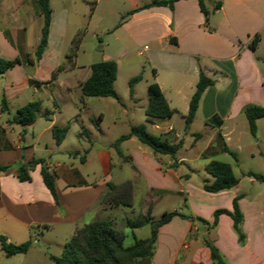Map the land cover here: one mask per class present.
<instances>
[{
    "label": "crops",
    "instance_id": "obj_1",
    "mask_svg": "<svg viewBox=\"0 0 264 264\" xmlns=\"http://www.w3.org/2000/svg\"><path fill=\"white\" fill-rule=\"evenodd\" d=\"M80 1L86 7L83 13L90 12L93 17L98 2ZM152 1L125 0L128 10L114 29L120 34L113 55L106 53V47L98 46V60L83 65L79 62V55L86 54L83 40L71 53L81 27L78 22H71L68 0H48L51 12L46 46L38 59L35 52L43 24L38 0H0V59L20 61L0 74V167H6L0 172V234L12 244H21L38 233L71 237L76 229L96 220H108L117 229L119 219L129 227V222L141 216L158 220L164 213H176L159 227L150 264H213L206 241L217 249L224 264H264V184L248 175L257 174L252 169H240L238 160L234 165L224 161L227 156L242 155L249 164L254 153L248 149L264 145V116L255 121V134L251 135L244 115L247 106L264 108V75L259 66V60L264 63V56L256 57L264 39V0H206L210 8L204 0L206 19L197 0H179L172 7L151 6ZM76 14L77 10L74 17ZM255 37L258 42L253 50ZM132 55L144 56L173 115L151 123L144 109V122L129 125L123 135L131 127L143 125L148 133L178 145L172 156L155 154L135 137L120 142L117 150L114 143L123 135L106 145H95L98 135L93 131L99 130L98 123L104 121L101 107L112 102H76V119L82 112L97 115V120L93 115L86 117L93 124V131L82 126L81 136L73 133L69 123L58 122L55 112L66 106L64 102H53L52 110L42 108L40 102L34 122L28 126H20L12 117L2 115L37 101L35 97L52 86L80 89L92 64L111 60L118 71L120 63L127 62ZM200 72L213 84L201 94L194 118L186 125L189 100ZM164 87L169 90L168 96ZM175 112L182 117V125H176ZM193 124L199 126L195 132L191 130ZM53 126H67L59 144L55 142ZM184 133L194 138L189 150L178 156L184 147ZM70 135L74 140L67 142ZM198 142L202 145L196 155L187 157L186 153L195 149ZM81 154L77 163L75 159ZM199 160L202 162L198 168L187 166ZM211 160L229 164L237 185L216 193L204 191L203 182L213 180L204 168ZM32 161L36 163L28 171L30 180L20 182L19 166ZM42 169L55 176L56 200L43 183ZM197 169L210 179L203 175V179L194 182L192 176ZM126 174L129 178L122 179ZM127 181L133 186L130 207L101 203L108 191L107 184ZM137 187L144 197L137 219L130 221L127 216L135 214L132 209ZM170 195H185L186 211L174 209L154 219L153 205ZM234 199L242 215V244L228 215H218L212 226L214 212H231ZM198 218L206 224L198 222ZM145 225L149 224L132 230ZM0 253L10 258L1 247Z\"/></svg>",
    "mask_w": 264,
    "mask_h": 264
},
{
    "label": "trees",
    "instance_id": "obj_2",
    "mask_svg": "<svg viewBox=\"0 0 264 264\" xmlns=\"http://www.w3.org/2000/svg\"><path fill=\"white\" fill-rule=\"evenodd\" d=\"M179 0H153L151 6H169ZM41 6V16L43 20L40 40L36 48L35 57L38 59L45 49L50 7L48 0H38ZM200 12L205 19L208 16V11L205 8L204 0H197ZM258 42V37H255L251 44V49H255ZM80 37L75 38L72 47V54H74L79 46ZM16 63H20L19 59L15 60H1L0 59V74L11 68ZM117 74V64L114 61H101L90 66V75L81 84L80 91L82 97H110L117 99L114 90V81ZM139 76L130 80L132 84L138 80ZM213 81L206 77L202 72L199 73L198 82L195 91L189 100L188 112L185 116L186 125L190 124L194 118L198 101L201 94L208 86H211ZM148 104L145 108V116L148 122L154 123L159 120L168 119L173 115V111L169 108L164 99L159 86L156 83H151L147 86ZM40 108V101L28 102L26 105L17 109L12 121L20 126L31 125L37 112ZM4 111V108H1ZM244 115L248 121L249 132L251 135L255 134V121L264 116V108L257 106H247L244 108ZM45 117L47 114L45 113ZM53 136L55 142L59 144L66 131L67 126L58 127L53 126ZM135 137L142 144L151 148L155 154L160 155H174L178 149L177 144H169L166 139L160 136H155L148 133L143 125L131 127L128 134L119 137L114 147L118 150V145L123 140ZM225 148H223L224 150ZM35 161L19 166L17 178L20 182H28L30 180L28 171L33 167ZM205 171L213 178L211 183L204 181L202 188L209 193H216L223 190H228L237 185L238 180L235 177L232 167L224 162L211 160L205 166ZM6 170V167H0V172ZM250 177L260 181L264 184V178L261 175L250 173ZM43 183L51 196L56 200V193L54 189L55 176L45 169L41 170ZM108 191L102 197L101 203L110 204L113 206L130 207L133 203V186L131 182L127 181L119 185L107 184ZM220 214L228 215L232 220L233 230L237 234L238 242L240 244L244 241V235L241 232L240 225L242 215L237 206V199L233 200L232 211L217 210L213 215L212 226L216 224V218ZM176 213H164L158 220H153L149 215L141 216L137 221L130 223L131 229L141 227L148 223L150 226V236L146 239H135L130 246H124V234L122 231L113 227L108 220H96L75 230L70 239L64 244L61 255L50 256L55 264H150L157 238V231L159 227L167 223ZM198 222L206 224L202 219H197ZM31 239L21 243L12 244L7 241L4 235L0 234L1 251L6 257H11L17 254H26L31 247ZM210 251V257L213 264H224L217 249L208 241L205 242Z\"/></svg>",
    "mask_w": 264,
    "mask_h": 264
},
{
    "label": "rangeland",
    "instance_id": "obj_3",
    "mask_svg": "<svg viewBox=\"0 0 264 264\" xmlns=\"http://www.w3.org/2000/svg\"><path fill=\"white\" fill-rule=\"evenodd\" d=\"M69 6L71 9V22L76 21L80 24V31L77 37H80V41L83 42L84 47L83 51L86 54H90V58L83 53L79 55V62L83 65L89 63V61H97L100 53L98 51V46L106 47V53L113 55L114 48L119 42L118 35L120 31H115L114 29L117 25L122 23V17L125 16V13L128 10V4L125 0H88V3L93 4L95 1L98 2V9L93 17L90 16V12L85 11V5L81 3L80 0H68ZM90 1V2H89ZM144 2L146 0H139ZM207 8H210L208 5L209 2L206 1ZM90 6V4H86ZM82 8V9H81ZM78 11V15L74 17V11ZM87 11V10H86ZM73 24V23H72ZM71 28V27H70ZM69 28V29H70ZM71 33V30L70 32ZM70 35V34H69ZM76 37V38H77ZM264 37V33H263ZM134 46V45H133ZM133 49V47L131 46ZM264 56V39L263 43L259 46L258 51L256 52L257 59H261ZM259 66L264 75V63L259 60ZM139 76V79L134 81L132 84L130 80L134 77ZM162 77L159 75V79ZM162 79V78H161ZM151 83H154V77L151 67L146 62L144 56L139 57L132 55L127 62L120 63L119 70L116 74V79L114 81V90L117 95V99L110 97H82L81 91L77 87H71L69 89L63 87H51L50 89L44 90L39 97H35V100L42 102V108L54 109V103L62 105L66 103V106H63L62 109H56V115L58 116V122L69 123L74 134L82 135V126L86 129L92 130L91 123L87 122L86 117L92 116L97 120V115L95 112H82L81 117L76 119L77 108L76 102H112L111 105H103L101 110L104 114V121L102 124H99V130L93 131L98 135L97 139L94 141L95 145H106L109 142H114L117 137L125 134L129 125H137L138 123L144 122V109L148 104L147 96V86ZM164 93L166 96L169 94L168 88L164 87ZM81 107V106H80ZM179 111L182 109L179 106ZM60 110V111H59ZM15 114L14 111L2 113L4 117H13ZM174 119L176 125H182V117L179 113H174ZM112 118H115L116 122L112 123ZM12 120V119H11ZM68 120V122H66ZM96 122V121H95ZM192 131H197L199 126L193 124ZM83 141L85 140L82 136ZM194 136L189 133L183 134L184 147L179 150L178 156L183 155L185 150H189V145L192 143ZM74 140V136L70 135L67 142ZM202 145V142H198L195 149L190 150L186 153L187 157H194L196 155L197 148ZM262 147V148H261ZM263 149V150H260ZM254 153V158L248 163L243 161V156H227L224 161L234 165V161L238 160L240 169H252L257 174H260L264 177V145L252 147L248 152ZM258 151H262V154H259ZM81 155L75 159L76 162H79ZM219 159V158H217ZM202 161H195L194 163H188L187 166H192L198 168ZM192 178L194 182L206 176L204 179H210L208 174L204 173L202 170L197 169ZM187 172V170H186ZM127 174L122 177L126 179ZM129 178V177H128ZM203 179V178H202ZM137 190L134 193V215L128 213V219L130 221H135L137 219L138 212L141 208V201L143 200L144 194L141 188L137 187ZM185 195H170L164 196L163 200L155 203L152 208V215L154 219H158L163 212H169L172 210H183L186 211V208L183 206L185 203ZM187 207V204H185ZM123 210H128L127 208H122ZM125 220H120L117 222V229L121 230L125 235L124 244L131 245L134 242V237L136 239H145L150 236L149 225L143 226L141 229L132 230L129 227L123 226ZM133 232V234H132ZM134 235V237H133ZM30 239V238H28ZM27 239V240H28ZM70 239V236H65V234H36L31 238V247L28 250L27 255L23 256L21 254L15 255L10 258H5L0 253V264H55L50 256H59L62 253L64 244Z\"/></svg>",
    "mask_w": 264,
    "mask_h": 264
}]
</instances>
